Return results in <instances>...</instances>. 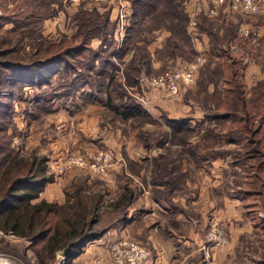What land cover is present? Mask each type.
<instances>
[{"label": "rangeland", "instance_id": "obj_1", "mask_svg": "<svg viewBox=\"0 0 264 264\" xmlns=\"http://www.w3.org/2000/svg\"><path fill=\"white\" fill-rule=\"evenodd\" d=\"M19 1L21 2V0H4L2 6L5 7V11L0 7V14L5 13V18L9 19L12 10L16 11L15 6ZM55 1L57 2L53 6L54 9H57V12L39 24L41 33L35 32L37 36L40 34L37 37L38 39H33L29 35H26V33H20V27H15L13 31L6 32L5 29H12L13 27V24L6 20L0 26V32L5 30L4 48H15V55L13 54L15 61L27 62L32 59L36 52L35 47L39 45L41 40L44 42L62 43V47L77 45L79 42L74 36L77 28L75 14L79 11L92 14L94 10L101 13L109 10L110 20L113 23L104 28V31L109 32L105 41H101L100 38L90 41L88 50L80 52L72 59L73 69L67 70L62 67L61 70L51 74L52 77L48 83L40 86L20 83L10 79V74L7 70L0 72V138L3 137V140L0 139V142L7 144L9 149L7 151L9 152L8 154H17L24 157H30L33 154L45 156L47 157V166L48 156H54L56 152L62 153L63 157L66 154H80L90 159L97 151L106 149L103 145V138L106 134L116 132V139L122 144L117 143L119 144L118 146H110L109 148L113 151L115 149L120 150V152H122V149L125 151V146H130V150L139 147L143 148L140 152L141 162H128L127 168L131 171L132 175H137V181L142 186L148 188L149 182L152 179L144 175L140 176V173L149 169L159 176L153 168L154 157L167 151L168 156L176 157L178 151L181 150L180 141L184 136L183 134H168V137H164L165 139L162 141L163 147L161 148L162 145L159 144V141H161L163 133H166L164 130H168L163 125L165 124L164 119L166 116H182L190 119L191 125L194 127L193 136L198 141H202L203 145L201 149H208L209 147L216 149L218 151L216 156L224 158V161L229 164L226 170L216 173V176L219 177L215 183L218 189L227 191L231 196H239L237 195V190L240 188H254L253 185L250 186L247 183L249 181L246 178V171L249 168L247 167L248 163H246L242 155L238 154L241 146L239 144L227 143L220 136L227 131L228 122H222V119L205 120L201 106L204 93H201L198 84L199 75H202L212 54L210 51V38L198 33L196 24L201 23L202 14L212 20L214 27L219 29L220 25L219 36H223L225 30L223 25L226 23H221L222 17L220 14L226 10L220 11L214 17H208L202 9V5H206L208 0H194L199 2L197 3L198 7L194 6L193 10H191L193 2L191 3V0H188L185 7L190 17L187 29H189L190 47L194 53L185 52L189 48L184 46V54L182 52L181 56L176 57L167 53L165 44L168 32L161 28L162 20L154 21L145 17L146 7L142 8L140 14L143 20H138L133 25V28L127 32L129 36L126 37L125 25L128 23L131 13L129 0H108L104 3H94L90 0ZM260 5L261 10L258 14L244 15L235 13L233 15L232 23L237 25L235 31L236 37L231 39L227 44H223V47H227L228 49L226 54L231 53V57H236L240 63L238 73L242 76L241 79H243L245 84L247 96L250 94L249 88L252 86L250 83L256 82L264 75V0H260ZM121 11L125 15L123 18L124 24H122V19L119 18ZM203 36L207 38V48L204 46L198 48V39ZM260 39H263V41H260ZM44 44L47 45L46 42ZM201 51L206 52L207 55L204 63L198 69L195 84L192 87H181L179 93L171 97L154 88L152 82L154 77L159 76L166 69L172 68L177 63L193 61ZM141 57H147L145 62H140ZM225 57L223 56V59ZM11 59V56L0 57L1 61ZM225 62L230 63V60L226 59ZM134 67H137L139 70L135 71ZM112 75L114 76L113 80L111 83H108V78ZM131 75H134V80H131ZM108 97L111 103L120 110L122 109V104L131 101L138 103L146 110L148 117L139 115L132 117L130 120L123 121L106 107L105 104ZM94 106L98 108H91ZM81 107L87 110L94 109L93 112L95 113L93 115L99 116L96 122V135L92 139L91 137L88 138V136L83 137L84 140L80 138L81 127L78 124V119L81 114H87L86 112H81ZM122 137H125L127 140L125 145L123 144ZM74 140H76V145L81 144V146L77 147L75 152H71L75 149V146L72 144ZM220 142L224 147L222 150L218 146ZM82 147H87V149H82ZM7 152L0 151V171L3 168ZM184 157H189L192 162L190 155L188 156L187 154ZM199 165H201L199 168H196L197 166L194 168L193 164L190 166L192 174L190 175V180H187L189 187L186 184L182 185L173 195L195 200V206L198 209L196 212L199 215L201 214V217L200 222L196 223L194 227L201 234L207 235L215 222L219 223L221 221L214 214L215 207L220 208L221 206L219 205L220 193H215L214 198L217 201L212 200L214 203V205L212 204V208L208 206L209 204H204L209 202V199L204 200L202 196L200 199L198 198V189L201 186L204 187L205 183H212L211 181L215 179L212 177L210 181L209 174L206 173L207 171L202 170L205 165V169L207 170L209 162L207 164L200 162ZM182 167H186L185 162ZM74 170L71 169L72 172ZM71 171L66 174L63 173L64 175L61 174L58 181L48 187V194L53 197L51 201L61 203L62 197L65 200L73 185L87 182V185L91 186L90 190H101L104 192V204H106L105 207L103 204L98 214L95 228L97 230H107L108 228L105 227L112 223V217L109 216L110 209H107L106 206L113 208L110 205L112 203L111 199L118 198L121 193L118 191L110 196L111 193L108 192L109 189L105 185L106 182L102 180V177L87 173L86 170H82L79 174L68 176L72 173ZM50 174L53 177V182L55 173L50 171ZM119 178L122 191L125 187L127 189L131 187L128 185L129 177L121 173ZM185 178L186 176L184 180ZM107 183L110 184L109 182ZM142 186H138L137 183L131 188L133 199L139 196L141 190H143ZM167 188L169 192V187L167 186ZM243 197L244 202L242 205L247 214L257 211L258 216H263L264 202H262L260 197L255 195H245ZM196 212L192 211L189 214L193 217V214ZM197 213L195 214L196 218ZM120 215L118 214L117 217L119 226L121 224L119 220L121 219ZM233 226H236V229L240 228L235 222ZM229 228L230 224L225 228L226 243L221 249H225L229 245ZM241 231L244 233L253 232V235L239 240L237 247H235L238 253H240L239 260L228 264H254L252 261L247 262L243 258L245 256L257 255V251L259 252L257 246L261 250L264 249L262 247V240H260L264 239L261 232L258 235L250 227L245 226H243ZM123 237L111 235L109 237L110 240L106 242L107 247L105 251L99 255H91L89 251H84L78 253L77 257H75L76 255L67 257L63 252V254L57 252L55 261L48 264H111L109 244ZM133 240L137 241L136 239ZM137 242L141 244V242ZM205 246L203 245V247ZM40 247L41 244L35 246V248L32 247L29 239L19 238L9 232H0V264H41L35 252ZM214 248L218 249L219 247L209 246L206 248V252L209 253L207 257L213 258L210 252ZM213 259L219 264H226L224 261L221 262L215 258ZM196 260L199 263L201 262L199 255L196 257Z\"/></svg>", "mask_w": 264, "mask_h": 264}, {"label": "trees", "instance_id": "obj_2", "mask_svg": "<svg viewBox=\"0 0 264 264\" xmlns=\"http://www.w3.org/2000/svg\"><path fill=\"white\" fill-rule=\"evenodd\" d=\"M3 1L0 0V7L5 11V7L2 6ZM187 1L129 0L131 13L125 25L126 33L138 20H143L140 14L142 8L146 7L145 17L154 21L162 20L161 28L168 32L165 44L167 53L179 57L182 52L184 54L185 46L189 48L185 52L193 54L189 29H187L190 21L185 10ZM55 2L57 1L21 0L15 6L16 11L12 10L9 19L5 18V13L0 14V26L6 20L13 24L12 29H5L6 32L20 27V33L38 39L40 34L37 36L35 32L41 33L39 24L57 12L53 6ZM220 15L221 23H226L223 25L225 29L223 36H219L220 25L219 29L214 27L212 20L202 14L201 23L196 24L198 33L210 38L212 54L198 80L200 91L204 93L201 100L203 118L227 120L228 129L221 136L225 142L241 146L238 154L242 155L249 167L246 171V178L249 179L247 183L254 186V188H241L237 192L258 196L264 202V75L249 88L250 94L247 96L242 76L238 73L240 63L236 57H231V53H228V56L227 47L226 49L223 47V44L236 37L237 25L232 23L235 13L226 10ZM75 19L77 28L74 36L79 42L77 45L62 47V43L47 41L45 45L41 40L35 47L34 57L27 62L15 61L14 47L4 48L5 30H2L0 57L11 56L12 59L0 60V72L7 70L10 74L9 78L16 82L40 86L48 83L51 74L61 70L62 67L67 70L73 69L72 59L80 52L88 50L89 43L93 39L100 38L101 41H105L109 32L104 31V28L113 23L110 20L109 10L103 13L94 10L92 14L79 11L75 14ZM128 34L126 37L129 36ZM223 56H226L225 59ZM146 58L141 57L140 62H145ZM226 59L230 60V63L225 62ZM134 68L135 71L139 70L137 67ZM113 77L112 75L108 78V83L112 82ZM130 77L134 80V75ZM105 105L123 121L139 115L148 117L146 110L132 101L122 104L120 110L108 97ZM189 120L182 116L165 117L163 125L168 130H164L166 133H163L159 144L162 145L164 137L183 134L180 141L181 150L176 157L168 156V151L154 157L153 168L169 187V197L185 185L188 179L190 180L191 164L194 168L196 166L199 168L200 162H211L219 158L216 156L218 153L216 149H201L203 144L194 139ZM0 139L3 140V137ZM0 151H9L5 142H0ZM8 153L0 171V232H9L19 238L29 239L34 248L41 244V247L35 250L36 255L41 264H48L55 261L57 252H63L67 257L74 256L81 247L103 231L95 228L105 200L103 191H92L91 186L83 182L80 185H73L62 203L39 198L45 186L53 180L48 171L47 157L35 154L24 157ZM187 154L190 155L192 162L189 157H184ZM184 162L186 167H182ZM128 190L130 191L122 193L111 203L113 208H110V212L121 214L120 225L124 223L126 207L134 200L131 197L133 196L131 189ZM260 223H264V214Z\"/></svg>", "mask_w": 264, "mask_h": 264}, {"label": "crops", "instance_id": "obj_3", "mask_svg": "<svg viewBox=\"0 0 264 264\" xmlns=\"http://www.w3.org/2000/svg\"><path fill=\"white\" fill-rule=\"evenodd\" d=\"M190 2H193L191 7V10H193L194 6H197V3L199 1L196 2L194 0H191ZM206 43L207 38L203 36L198 39L197 46L198 48H201L202 46L207 48ZM255 83L256 82H251L250 85L252 84L253 86L255 85ZM91 108L98 107L94 106ZM93 110L94 109L87 110L84 109V107H81V112L87 113L84 115L81 114L78 119V124L81 127L80 138L82 140H84L83 137L88 136V138L91 137L92 139L95 137L94 135H96V122L99 116H94L93 114L95 112H93ZM222 120V122L227 121L225 119ZM189 126L192 127L190 120ZM122 139L124 141L123 144L125 145L127 143V140L125 139V137H122ZM194 139L197 140V138ZM117 143H119L120 145L122 144L119 140L116 139V132L106 134V136L103 138V145L105 146V148H109L113 145L118 146L119 144ZM72 144L75 146V149L71 152H75L76 148L81 146V144L76 145V140H74ZM218 146L220 149L224 148L221 142L218 144ZM82 149H87V147H82ZM125 149V151L124 149H122V152H120V150L118 149H115V158L111 166L102 175L95 174L97 176L102 177V180L106 182L105 185L109 189L108 192L111 193L110 196L118 191L121 194L128 192L130 191L128 189L133 188V186L137 183L138 186H142V184L137 181V175H132L131 171L128 170L127 163H140V152L143 150V148L139 147L130 150V146H125ZM66 156L68 155H64V157ZM64 157L62 153L57 152L54 156H48V171L54 172L55 177L53 182L51 181L45 186L44 190L40 193L39 198L51 201L53 197L48 194V187H50L54 182H57L58 179L61 177V174L64 175L67 172L71 171V169L64 170L62 168L61 163ZM205 164H207V162H205ZM234 166L237 167V165L235 164ZM205 167L206 165L203 167L204 169L202 170L207 171L206 173L209 174L210 181L212 180V177L215 179L211 181L212 183H205L204 187L201 186L200 189H198V198L200 199V197L202 196L204 200L209 199V202L205 201L206 203L204 204H209L208 206L212 208L214 205L212 200L217 201L214 198L215 193L219 192V205L221 206L220 208H218L217 206L215 207L214 214L218 216V219L221 220L219 221V223L223 224L224 226L226 223L225 228L228 224H230L228 247L225 249L214 248L210 253L213 258L221 262L224 261L226 264L234 261L237 262V260H239L238 257L240 256V253H238L235 247H237L239 240L253 235V232H242L241 230L243 229V226L250 227L251 230L254 231V233L258 234L261 232V235L264 236V223H260L261 215L258 216L257 211L249 212L248 214L250 217L245 212L244 206L242 205V203L244 202L243 196L245 195L238 193L237 195L239 196H231L228 194L227 191L218 189V186L215 183L218 181L219 177L216 176V173H220L221 171H224L229 167V164L224 161V158H216L214 160H211V162H209V167L207 168V170L205 169ZM73 169L75 170L73 172L71 171L72 173L68 176L72 174H79L82 170H86L80 168ZM86 171L87 173L89 172L88 170ZM121 173L129 177L128 185L131 186L128 189L125 187L123 191L119 182V175H121ZM143 175L147 178H151L152 181L149 182L148 188L142 186L143 190H141L139 196H136L133 202L126 207V217H124L123 225L119 226L117 222L118 214L114 211L110 212L109 216L112 217V223L108 224L107 227H105L108 229L104 230L96 238L92 239L91 241L87 242L83 247H81L75 254V257H77L78 253L84 251H89V254L91 255L101 254L105 251V248L107 247L106 242L107 240H110L109 237L111 235H115L119 237L124 236L129 237L131 239H136L137 241L141 242L142 245L147 247L151 251V258L149 264H204L205 259L207 258V255L209 253L206 252L203 247V245L207 244L206 235L201 234L200 231L194 227L196 226V223L200 222L201 217V214L199 215V213L196 212L198 209L195 206V200L186 199L182 196L176 195L169 197L167 185L159 176L151 172L149 169L140 173V176ZM107 182H109L110 184H108ZM188 183L189 182H187L186 185L189 187ZM131 197L133 196L131 195ZM115 199H111L112 202ZM62 202H64V197H62ZM254 205L256 206V204ZM106 207L107 209H110V207ZM192 211L197 213V218L195 215L196 213L193 214V217L189 214V212ZM234 222L235 224L239 225L240 228L236 229V226H233ZM260 240H262V247H264V239ZM257 249L259 250V252L257 251V255H252L250 257L245 256L243 259H245L247 262L252 261V263L254 264H264V249L261 250L260 248H258V246ZM61 254L63 253L61 252ZM198 255L199 259H201L200 263L199 261L197 262V260L195 261Z\"/></svg>", "mask_w": 264, "mask_h": 264}, {"label": "built area", "instance_id": "obj_4", "mask_svg": "<svg viewBox=\"0 0 264 264\" xmlns=\"http://www.w3.org/2000/svg\"><path fill=\"white\" fill-rule=\"evenodd\" d=\"M94 3H104L108 0H90ZM203 12L208 17H214L220 11L230 10L234 13L244 15H255L260 13V0H208L202 5ZM125 17L121 11L119 18ZM206 52H199L191 62L177 63L172 68L166 69L159 76L152 79L154 88L162 91L167 96H176L181 87H192L195 84L199 67L204 63ZM115 158V152L106 148L98 151L90 159L80 154H71L62 159V168L70 170L73 168L86 169L92 174H103L111 166ZM209 246L221 248L226 243L225 226L215 222L211 231L206 235ZM109 257L111 264H149L151 252L143 245L133 239L126 237L117 239L109 244ZM212 259V260H211ZM204 264H219L213 258L207 257Z\"/></svg>", "mask_w": 264, "mask_h": 264}]
</instances>
